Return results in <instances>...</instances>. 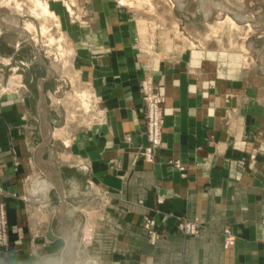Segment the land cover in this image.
Returning a JSON list of instances; mask_svg holds the SVG:
<instances>
[{
    "label": "crops",
    "instance_id": "0c3cea01",
    "mask_svg": "<svg viewBox=\"0 0 264 264\" xmlns=\"http://www.w3.org/2000/svg\"><path fill=\"white\" fill-rule=\"evenodd\" d=\"M93 2V39L109 52L96 59L108 73L94 81L106 123L70 145L55 138L47 79L32 101L0 106V202L14 249L0 247V264H264V74L251 73L239 51L163 46L141 71L143 58L128 55L148 37L106 1ZM151 72L165 97L163 145L153 163L133 164L124 138L146 145L134 108L140 75ZM147 209L162 233L154 246L142 228ZM175 217L196 222L198 233H178Z\"/></svg>",
    "mask_w": 264,
    "mask_h": 264
},
{
    "label": "rangeland",
    "instance_id": "374dc122",
    "mask_svg": "<svg viewBox=\"0 0 264 264\" xmlns=\"http://www.w3.org/2000/svg\"><path fill=\"white\" fill-rule=\"evenodd\" d=\"M15 1L20 5L18 10ZM46 1L51 12H55L56 19L48 18L44 21L36 18L34 13L39 11L29 0H0V20L12 21L11 23H16L18 27L32 22L36 29L34 41L25 34H20L17 31L19 29L7 31L4 25H0V106L22 101L24 97H30L32 101L36 98L39 82L47 79L43 93L46 96L49 120L52 121L51 127L53 132L57 133L55 138L63 139L65 145H70L75 134L93 131L94 126L99 127L106 123L104 103L101 95L96 92L94 81L108 73L104 72L107 66L99 65L100 62L97 63L96 59L109 52L98 44L100 41L95 42L93 39L99 14L93 6L94 0ZM64 1H69L72 13L63 5ZM103 1L108 3L113 13L118 16L120 13L124 14L131 25L145 26L146 32L139 33L141 38L148 37V43L144 42L148 47H140L128 55L130 58H143V63L147 66L138 64L141 71L143 68L150 69V63L158 58V54L163 55L158 49L163 46L170 49L168 52L178 54L187 48L239 51L245 67L252 64L251 73L255 76L264 74V0H229L235 8L223 4L222 0H142L139 4L132 1L131 7L122 5L120 0H97V5ZM200 11H204L207 18L200 15ZM227 16L238 27L233 28L226 22ZM42 21L48 28L47 35L41 34ZM246 23L252 25V31H248ZM77 31L79 40L73 37V33ZM50 37L53 38V43L50 42ZM147 83L162 99V121L167 114L165 97L161 87L154 81L152 72L141 74L138 82L139 107L134 108L139 119L138 125L141 127L142 106L146 103L143 85ZM141 129L145 137L143 127ZM129 138L131 136L126 135L124 142L132 149V163H150L140 158L141 155H136L135 147L143 145L136 144L132 138L128 141ZM142 228L148 245L153 246L149 243L143 220ZM7 231L6 246L0 247L8 253L14 251L9 241V225ZM33 233L41 235L37 228L30 230L31 237L35 239ZM33 242L35 244V240L29 243V251Z\"/></svg>",
    "mask_w": 264,
    "mask_h": 264
},
{
    "label": "built area",
    "instance_id": "2783aa9c",
    "mask_svg": "<svg viewBox=\"0 0 264 264\" xmlns=\"http://www.w3.org/2000/svg\"><path fill=\"white\" fill-rule=\"evenodd\" d=\"M143 94L146 96L143 103L142 110V127L144 129V135L146 139V145L135 147L136 155H141L140 158L144 159L147 162L152 163L155 158V154L163 145L162 143V99L156 94L149 83L143 85ZM131 141V138L128 139ZM177 167L179 165L175 163ZM157 202H160V199H157ZM143 202L138 201V205L142 206ZM147 209L143 215V227L147 232L148 240L151 245H156L158 241L162 238V233L157 229V223L154 217L150 214ZM7 211L5 206L0 204V245L6 246L7 239ZM261 226L264 227V217L261 221ZM175 227L176 231L181 235H195L198 233L199 225L196 222L186 221L179 217H175ZM226 237L224 240V246L228 247L233 241V237L229 229L224 231ZM32 236L40 238L39 233H33ZM43 236V235H42ZM44 237V236H43ZM42 237V238H43ZM44 243L46 242L45 237ZM30 253L34 254L36 247L33 242L30 248ZM147 264H157L153 261H150Z\"/></svg>",
    "mask_w": 264,
    "mask_h": 264
},
{
    "label": "bare ground",
    "instance_id": "6f19581e",
    "mask_svg": "<svg viewBox=\"0 0 264 264\" xmlns=\"http://www.w3.org/2000/svg\"><path fill=\"white\" fill-rule=\"evenodd\" d=\"M9 1H11V0H8V2ZM30 2H32L33 4H34V6L37 8V10L39 11V12H37V13H34V16H36V18H38V19H43L44 21H46V20H48V18H51V19H56V16L54 15L55 14V12L53 13V12H51V10L49 9V4H48V2L46 1V0H29ZM132 1H135L136 3H138L139 4V2L140 1H142V0H120V3L122 4V5H128V6H132ZM215 1H217V0H215ZM60 2V1H59ZM63 2V1H62ZM69 2V1H68ZM68 2H66V1H64V3L65 4H63V5H66V8H67V10L69 11V13L71 12L72 13V9H71V7H70V4L68 3ZM217 2H221V0L219 1H217ZM222 2H223V4L225 3V5H227V6H229V7H234L235 8V6L234 5H232V3L229 1V0H222ZM59 5H60V3H59ZM52 6V5H51ZM73 6V5H72ZM130 6V7H131ZM15 7L17 8V10L18 9H20V5L15 1ZM54 8H56V7H54ZM235 10V9H234ZM20 11V10H19ZM34 11V10H33ZM74 13V12H73ZM250 16L251 17H253V15L252 14H250ZM60 20H61V18H60ZM11 21V20H10ZM41 21V20H40ZM225 21L226 22H229L232 26H233V28L234 27H238L237 26V24L230 18V17H226V19H225ZM12 22V21H11ZM11 22H9V21H6V20H0V25L2 26V25H4V27H5V29L7 30H9V29H11V30H13V29H19V30H17V31H19L20 32V34L22 33V34H25L26 36H28V38H30V39H32V40H36V37H35V35L34 34H36L35 32H36V29H35V26H34V24L32 23V22H27V23H25L22 27H18V25L16 24V23H11ZM54 22V21H53ZM225 22V23H226ZM45 23V22H44ZM57 23V22H56ZM60 23H61V21H60ZM221 23V22H220ZM219 23V24H220ZM41 24H43V21H42V23ZM46 24V23H45ZM45 24H43L42 26H41V34H46L47 32H48V28H47V26L45 25ZM143 24V23H142ZM141 24V25H142ZM258 24H255V26H257ZM56 26H58V24L56 25ZM49 27V26H48ZM246 27H247V29H248V31H252V25L250 24V23H246ZM139 29H140V31L144 34L146 31H145V26H140L139 25ZM7 30V31H8ZM48 34V33H47ZM46 34V35H47ZM38 35V34H37ZM62 35V34H61ZM33 36V37H32ZM52 36V35H51ZM63 36V35H62ZM145 36V35H144ZM48 37V36H47ZM59 37H61V36H59ZM63 38V37H62ZM143 39V38H142ZM143 40H145V39H143ZM51 41H53V38L52 37H50V42ZM55 42V41H54ZM59 42V41H58ZM144 42V41H143ZM51 43H53V42H51ZM60 46V45H59ZM61 49V48H60ZM164 50V49H163ZM158 54V53H157ZM238 60H241V59H243V57L242 56H239L238 58H237ZM14 78V77H13ZM15 84V83H14ZM86 94V93H85ZM82 95H84V94H82ZM79 97V96H78ZM86 98V97H85ZM88 104V103H87ZM85 105V104H84ZM88 107H90V106H88ZM43 108V107H42ZM87 108V107H86ZM44 109V108H43ZM41 115V114H40ZM56 132V131H55ZM55 134H57V133H54V135ZM52 135H53V133H52ZM53 137V136H52ZM55 137V136H54ZM86 234H89V231H88V229L86 230Z\"/></svg>",
    "mask_w": 264,
    "mask_h": 264
},
{
    "label": "water",
    "instance_id": "95a60500",
    "mask_svg": "<svg viewBox=\"0 0 264 264\" xmlns=\"http://www.w3.org/2000/svg\"><path fill=\"white\" fill-rule=\"evenodd\" d=\"M46 238L50 240L55 239V236L52 234L51 230L47 231Z\"/></svg>",
    "mask_w": 264,
    "mask_h": 264
}]
</instances>
